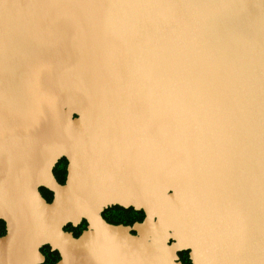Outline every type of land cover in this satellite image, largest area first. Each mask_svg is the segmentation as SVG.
Here are the masks:
<instances>
[{
    "label": "water",
    "instance_id": "water-1",
    "mask_svg": "<svg viewBox=\"0 0 264 264\" xmlns=\"http://www.w3.org/2000/svg\"><path fill=\"white\" fill-rule=\"evenodd\" d=\"M0 220V264H264V0H0Z\"/></svg>",
    "mask_w": 264,
    "mask_h": 264
},
{
    "label": "trees",
    "instance_id": "trees-1",
    "mask_svg": "<svg viewBox=\"0 0 264 264\" xmlns=\"http://www.w3.org/2000/svg\"><path fill=\"white\" fill-rule=\"evenodd\" d=\"M67 163H68L67 159L63 158L58 162V164L54 169V173L57 179L61 183L65 182L64 180L67 173ZM41 192L48 201L52 200L53 193L50 190L46 188H41ZM144 216L145 213L143 210H136L132 207L124 208L121 206H116L114 208H108L104 212V218L110 223H114V224L132 225L137 221H142ZM5 227H6L5 222L3 220H0V234L5 233ZM86 227H87V221L83 220L78 227L69 224L65 229L68 231H72L75 236H78ZM42 252L46 258L44 264H54L60 257L59 253L57 251H52L49 246L43 247Z\"/></svg>",
    "mask_w": 264,
    "mask_h": 264
},
{
    "label": "flooded vegetation",
    "instance_id": "flooded-vegetation-1",
    "mask_svg": "<svg viewBox=\"0 0 264 264\" xmlns=\"http://www.w3.org/2000/svg\"><path fill=\"white\" fill-rule=\"evenodd\" d=\"M66 175H67V173H66ZM65 180H66V177H65ZM64 180V181H65ZM116 206H118V205H115V206H111V207H108V208H114V207H116ZM108 208H106L105 210H104V212L108 209ZM104 212H103V217H104ZM145 217V216H144ZM51 249V248H50ZM59 253V252H58ZM184 253H185V255H184ZM183 255V256H182ZM59 256H60V254H59ZM179 256H180V260H181V263L182 264H189V263H191V257H190V251L189 250H185V251H182V252H180L179 253ZM61 257H59V259H60ZM58 259V260H59ZM57 260V261H58ZM56 261V262H57ZM55 262V263H56Z\"/></svg>",
    "mask_w": 264,
    "mask_h": 264
}]
</instances>
